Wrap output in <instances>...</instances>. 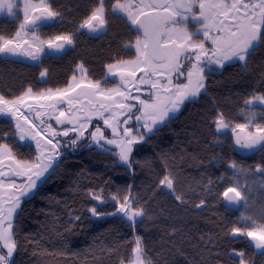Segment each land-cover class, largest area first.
<instances>
[{
	"label": "trees",
	"instance_id": "16d2710c",
	"mask_svg": "<svg viewBox=\"0 0 264 264\" xmlns=\"http://www.w3.org/2000/svg\"><path fill=\"white\" fill-rule=\"evenodd\" d=\"M108 26L90 34L79 25L96 0H49L61 15L39 30L42 38L72 35L73 44L61 54L45 52L37 61L0 55V96L15 99L29 87L33 93L67 87L83 65L90 81L107 86V65L136 57L138 31L125 18L111 13ZM22 14L0 19V34L12 37ZM48 75L41 79L40 72ZM205 90L186 100L178 113L138 142L131 167L115 151L86 144L69 151L51 173L22 203L13 229L17 245L13 264H127L133 258L136 238L153 264H237L231 250L237 239L229 235L240 216L221 195L234 185L229 162L254 173L264 163V152L243 156L235 148L230 131L217 133L212 121L218 112L239 123L246 109L243 101L253 93L264 94V45L252 52L247 68L232 60L205 74ZM13 124L0 120V144L6 143L23 160H32V148L12 137ZM115 149V148H113ZM174 180L175 194L160 184L164 176ZM222 177V179H221ZM209 180L212 181L209 184ZM95 193L101 199H93ZM128 196L144 215L135 225L116 213ZM175 195H182L183 202ZM204 207H197L200 201ZM95 207L101 215L93 216ZM79 217V219H77Z\"/></svg>",
	"mask_w": 264,
	"mask_h": 264
},
{
	"label": "snow or ice",
	"instance_id": "6c2138e0",
	"mask_svg": "<svg viewBox=\"0 0 264 264\" xmlns=\"http://www.w3.org/2000/svg\"><path fill=\"white\" fill-rule=\"evenodd\" d=\"M21 3L23 18L20 20L15 35L7 37L0 34V55L25 56L37 61L45 53L46 48L61 52L66 45L73 44L72 35L61 34L43 40L38 34L42 26L61 15L52 8L49 0H39L38 3L33 0H0V12L6 9L8 16L16 17L20 11L17 5ZM106 3L107 0H96L79 28L87 29L89 33L105 31L109 23ZM110 10L114 16L129 21L142 35H137L134 44L125 45L126 48H135V59L117 60L107 65L108 71L116 75L113 69L121 65H130L131 71L127 73L128 76L134 77L137 70L144 72L145 76H141L138 83L150 84L153 89H157L153 94L155 98L150 102L139 96L131 95L128 87L129 81L125 79L123 73H120L121 84L115 88L103 89L100 81L88 82L87 87L94 90V95L99 94L103 101L109 102H101L99 109L93 111L92 115L102 119L104 125L111 129L114 137L120 136L118 128L121 123L127 125L133 119L132 115L128 114L133 112L136 105L127 101H138L142 107L136 109L140 115L135 116V119L138 122L143 119L145 130L152 132L155 125L163 124L169 118L170 113L179 111L185 100L196 97L205 88V67L215 64L223 68L226 61L236 60L241 62L246 69L251 53L256 51L259 45H264V0H255V2H245V0H139V4L135 3V0H114ZM142 17L144 19H141ZM190 23H193L195 31L189 29ZM213 32L216 34L213 35ZM26 36L30 39H25ZM206 41H211V47H206ZM185 60L190 63L186 74L187 83H177L173 87L171 77L173 74L184 75L182 69ZM78 67L84 70L82 64ZM47 75V69L40 72L41 79ZM147 76L166 77L167 84L161 85L160 80L146 79ZM79 87H81L80 83L70 84L68 88L57 89L55 93L52 89H48L46 93L39 95L42 99H52L59 103L70 91H75V88ZM161 87L168 93L167 95L161 96L159 91ZM139 90V87H136V91ZM31 94L32 89L29 87L17 100L23 101L25 96ZM67 102L70 106L73 104L71 98ZM7 103L9 102L0 96V104ZM243 103L247 106L246 109H241L245 123L233 124L223 112H218L212 124L217 133L231 131L235 148L249 152L257 150L264 152V123L260 122L264 120V94L253 93L245 98ZM257 104L262 106L259 110L254 107ZM3 111L4 109L0 108V112ZM105 113L108 115L106 116ZM121 116L125 117L122 122L119 119ZM61 117H66L67 122L73 127L65 129L62 133H56L53 130L52 134L67 137L69 132H76V138L71 140V143L76 145L83 138L91 116L85 117L82 122L75 113L69 116L66 111L62 110L56 117L58 124L64 123ZM17 128H20L19 124ZM90 136L92 141L98 145L102 140L106 145H116L119 148L117 153L119 160L129 167H131L130 154L133 151V145L144 139L143 135H132V129L128 127L123 128V136L119 140L107 139L100 127H96ZM20 138L24 139V136L21 135ZM48 143L52 144V140ZM37 146L39 147V143ZM55 147L56 145H53V148ZM101 147L104 146L101 145ZM0 151L11 156L6 144L0 145ZM17 167L22 168L25 174L32 172L33 167L37 171L34 173L35 179L29 175L27 185L21 186L19 196L13 197L14 203L9 209V214L19 206L20 196H27L36 188L37 181L51 167V163L41 166V164L21 165L17 162ZM228 167L235 170L234 175L246 171L238 167L234 160L229 162ZM255 171L264 173V166L257 165ZM21 174V172L16 173V175ZM4 175L6 173L0 172V176ZM211 183L212 181L209 180V184ZM160 184L175 194L174 180L171 176H164ZM90 194L93 199H101L95 193ZM221 195L230 204L238 205L244 202L248 210V197L240 190L238 184L227 187ZM112 199L117 201L119 207L117 212L111 215L123 214L128 221L132 222V226L135 225L137 217L144 215L142 208L133 207V201L128 196L121 200L114 195ZM175 199L183 202L182 195H175ZM203 204L204 201L201 200L196 206L201 207ZM90 212L93 216L101 215L95 207L91 208ZM240 220L245 223L233 224L229 229V235L234 238H246L255 249L264 250V223H257L251 215H242ZM9 229H11V224L6 229H0V242H2L0 244V264H13L12 258L17 245ZM233 254L240 258L239 264H247L244 251L233 250ZM129 264H153L152 260L147 257L139 237L136 238L133 258Z\"/></svg>",
	"mask_w": 264,
	"mask_h": 264
},
{
	"label": "rangeland",
	"instance_id": "374dc122",
	"mask_svg": "<svg viewBox=\"0 0 264 264\" xmlns=\"http://www.w3.org/2000/svg\"><path fill=\"white\" fill-rule=\"evenodd\" d=\"M33 2L38 3L39 0H33ZM135 3L139 4V0H135ZM17 7H18V9H20L19 12H21V14H22V3L18 4ZM6 15H7V12H6ZM22 17H23V14H22ZM141 19H143V17ZM49 22H52V21H49ZM136 30L138 31V35H142V33H140L137 28H136ZM103 32L90 33V34H100V33H103ZM24 38L25 39H30V37H27V36L24 37ZM41 39H43V38L41 37ZM46 39H43V40H46ZM69 46H71V45H66L65 49L63 51H61V52L48 50L47 48L45 49V52H50V53H53V54H61ZM16 57L24 58V59H27L29 61H33V60H31V59H29V58H27L25 56H16ZM134 59H132V60H134ZM185 61H183V63ZM227 62H229V61H226L225 64ZM215 66L219 67L218 65H215ZM141 67H143V65H141ZM188 68L185 71L182 69V71L184 72L183 76H177V74H173L172 75L171 79H172V82H173L172 83L173 87L177 83H187L186 74H187ZM219 68H221V67H219ZM213 69H215V67H213V66L205 67V73L207 71H211ZM78 71H79V74L75 77V80L72 79L70 84L75 85L76 83H80L81 87L75 88V91H70L68 93V95L65 97V99L63 101L59 102V103H57V101L52 100V99H42V98H40V95H39L40 93H46L47 92V91H45V92L43 91V92H40V93H33L32 92L31 95L25 96L23 101H18L17 98H15V99H4L5 101L9 102V103L4 104V105H5L6 109H8V110H16V109H22L23 105L28 104L29 102L35 103L36 107H34L32 112L39 113L42 109L46 110V114L44 115V118L48 121V123L51 124L52 127H49L50 130L52 132H53V130H55L56 133H62L65 129L73 127L72 124H69L67 122V118L66 117H61V119L64 120V123H60V124L57 123L56 117L59 116L60 111H62V110L66 111L69 116L72 113H75L78 117H80L82 122L84 121L85 117L90 115L91 119H90V122L88 124L87 130L84 132L83 138H81L78 141L76 146L79 145V143H84L85 141H87V138L90 137L89 139H90L91 143H89V144L95 145L101 150H105V151H109L110 150V151H115L116 153L119 152V148L116 145H106L103 140L100 142V145H98V144H96L95 142L92 141L90 133L92 131H94L96 127H100L102 129V131H103L104 136L107 139H117V140H119L123 136V128L128 127V128L132 129V135H143L144 136L143 140H145L147 138V136L149 134H151L157 127L162 126L163 124H165L168 121V119L170 117H172V116H174V115H176L178 113V111L175 112V113H170L169 114V118L166 119L163 124L155 125L152 132H147L145 130V128L143 127L144 120L142 119L141 121L138 122L135 119V116L140 115V112L137 111L136 109L140 108L142 106L139 105L138 101H135V100L127 101L128 103H132V104L136 105V108L133 109V112L128 114V115H132L133 119H131L127 125L121 123L119 128H118L120 136L114 137L113 134H112L111 129L104 125L103 120L100 119L96 115H92L93 111L99 109V105H100L101 102H104V103H109V102L103 101L102 97L99 94L94 95L93 94L94 90L93 89H89L87 87V84H88V82L90 80L86 77L85 69L81 70L80 68H78ZM129 71H131V66L130 65L129 66L121 65V66L113 69V72L117 73L116 75H113L112 73H110L108 71V78L116 81V83L113 84V85H110V86H107L106 84L104 85V84L101 83V88L109 89V88H115V87L119 86L121 84L120 73H123L125 79L129 81V86L128 87H129L130 91H133V92H131V95L132 96H139L141 99H146V100H149L151 102L155 98L153 94L157 91V89H153L150 84H139L138 83L139 78L141 76H145L144 72H141V71L137 70L136 71V75L134 77H132V76H128L127 75V73ZM205 73H204V75H205ZM145 78L146 79H151L153 81L160 80L161 85L167 84L166 77L147 76ZM133 85H135V88H133V90H131V87ZM204 85H205V79H204ZM68 86L66 88H68ZM136 87H139L140 90L136 91ZM62 89H65V88H62ZM204 90H205V88L202 89L201 91H204ZM55 91L56 90H54L53 93H55ZM159 91H160L161 96H165V95L168 94V93H166L164 91V89L162 87L159 89ZM31 98H36V100H34V102H32ZM69 98H71L73 100V104L71 106L67 102V100ZM194 98L195 97H192V98H189V99H194ZM189 99H187V100H189ZM90 101H91V103H90ZM13 102H15V103H13ZM53 105H55V108H53ZM33 114L34 113H27L25 115H27L28 118L32 119ZM105 115L107 116L108 113H105ZM119 119L122 122L125 119V117L121 116V117H119ZM38 129L42 130L43 132L45 131L44 130L45 127H38ZM228 131H230V130H228ZM61 136H63V135H61ZM76 136H77L76 132H69V135L67 137H71L72 139H75ZM12 137L15 138V139H18L19 136H17V134L15 133V134L12 135ZM63 137H65V136H63ZM3 144H6V143H2L0 145H3ZM136 144L133 145V151L135 149ZM101 145H103L104 147H101ZM7 146H8V149L10 150L11 155H12L13 154L12 151H11L12 148L9 145H7ZM64 146L67 147L66 144ZM113 148H115V149H113ZM133 151H132V153H133ZM132 153L130 154V163H131V160H132ZM6 156H9V155H7L4 151H0V159H3ZM20 163L22 165L23 164H29V165L32 164V163H30V160L28 161V160H23V159L21 160ZM125 165H127V164H125ZM256 177L260 178L257 173H256ZM233 181H234V185L233 186L238 184L240 186V190L248 197V210H246L245 205H244L242 207V209H240V211H239L240 216H242V215H251V216H253V218L256 220L257 223H260V221L264 220V211H262V210H264V197H262L261 201L257 200L256 196H254L255 195L254 194V188L256 189V187H258V188L262 187V185H260L259 182H256L254 180H253V182L255 184L252 185L251 177L245 176V174H242V172L236 174L233 177ZM258 184H259V186H258ZM255 204H258L257 207L253 206ZM118 207H119V205H118ZM141 218H142V216L137 217L136 221L141 219ZM243 223H245V221H243ZM13 229H14V227H13ZM127 264H129V263H127Z\"/></svg>",
	"mask_w": 264,
	"mask_h": 264
},
{
	"label": "flooded vegetation",
	"instance_id": "af4514ba",
	"mask_svg": "<svg viewBox=\"0 0 264 264\" xmlns=\"http://www.w3.org/2000/svg\"><path fill=\"white\" fill-rule=\"evenodd\" d=\"M245 2H255V0H245ZM189 29L191 31H195V27H193V23L189 24ZM215 34L216 33L213 32V35ZM206 47H211V41H206ZM183 64H184V67H183L184 71L188 67H190V63L188 61H185ZM210 66L215 67V69L216 68L221 69L219 67H216L215 64L210 65ZM29 105L31 107H29ZM28 107L30 108V111L29 112L24 111ZM34 107H36L35 103L29 102L28 104L23 105L22 109L12 110L14 113L21 110L22 115L25 118H27L26 120H28L32 124V126H29V127L26 125L20 126V129L22 130L24 134L23 143L21 142V138H20L21 134L16 131L15 124L11 121V123L13 124V130H14L13 134L16 133L17 136H19L18 139H16L17 142L22 145H25L26 147L32 148L34 156H33V159L30 160V163H32L31 165L41 164V166H44L46 164L51 163L53 159L56 160V164H57L62 159V158L59 159L62 153L65 152L66 154L69 151H76L78 148L91 143L89 139L90 137H88L87 141H85L84 143H79V145L76 146L71 143V140H72L71 137L53 135L52 131L49 128V127H52L51 124L48 123V121L44 118V115L46 114V110L42 109L39 113H35V112H32ZM254 107L257 110H259L262 106L257 104V105H254ZM0 108L4 109V111L7 110L4 104H0ZM4 111L0 112V120L2 118H6L4 116ZM27 113H34L32 116V119L28 118L27 115H25ZM260 122L264 123V120ZM239 123H245L244 115H243L242 120ZM38 127H45L44 129L45 131L43 132L42 130L38 129ZM49 140H52V142L56 145V148H53V145L48 143ZM38 143H39V147L37 146ZM65 144L67 145V147L64 146ZM11 151L13 154L10 157L6 156L3 159H0V161H2V163H0V172L6 173V175L0 176V182H2L0 183V229H6L8 228V225L11 224V229H9V231L13 239V227L15 226L16 217L21 209L22 203L24 202L25 199H27L28 197L32 196V194H34V191L37 189V187L46 179V177L51 172L47 176H45L44 179H42L41 177V179L37 181L36 188L33 189L27 196H20L19 206L15 208V210L11 214H9V209L12 207L14 203L13 197L19 196V193L22 190L21 186L27 185L29 175H32L33 179H35L34 173L37 171V169L33 167L32 172H28L26 174L23 173V169L17 167V162L20 163L22 159L17 155V152L13 150V148L11 149ZM239 151H240V154L243 156H247V155H250L251 153L256 152V151L249 152V151H243V150H239ZM41 153H43V155H41ZM49 158H52V159L50 160ZM260 165L264 166V163ZM17 172H21L22 174L16 175ZM256 173L258 174L260 178L256 177ZM242 174H245V176L251 177L252 185L255 184L253 180L256 182H259V184L262 185V187H259V188L256 187V189L254 188V194H255L254 196H256L257 200L261 201L262 197H264V173H258L256 171L252 173L246 170L245 172H242ZM257 205L258 204H255L253 206L257 207ZM243 206H244V202H242L239 208H234V207H231V208L233 210H236V212L240 216L239 211L240 209H242ZM241 223H243L242 220L239 221V224ZM260 223H264V220L260 221ZM235 238L237 239V242H238V250L236 251L242 250L245 252V258H246L247 264H264V250L255 249L254 245L251 244L246 238H243V237H235ZM0 244H2V242H0ZM15 254H16V250L14 251L12 261L14 260ZM230 255L231 257L236 259L237 264H239L240 258L233 254V250L230 251ZM230 263L231 261L228 262V264ZM221 264H224V263H221Z\"/></svg>",
	"mask_w": 264,
	"mask_h": 264
},
{
	"label": "water",
	"instance_id": "95a60500",
	"mask_svg": "<svg viewBox=\"0 0 264 264\" xmlns=\"http://www.w3.org/2000/svg\"><path fill=\"white\" fill-rule=\"evenodd\" d=\"M5 15H6V9H5L4 12H0V19L3 18ZM143 19H144V17H143ZM133 88H135L134 85L131 87V90ZM29 107H31V106L29 105ZM29 107L27 109H25L26 112L30 111ZM4 116L15 124L16 131L18 133H20L21 135H23V136H24V134H23V132H22V130L20 128L19 129L17 128V124H19L20 126H24V125H26L28 127L32 126V124L28 120L25 119V117L22 115L20 110L14 113L12 110H8L7 109V110L4 111ZM21 142L23 143L24 139H21ZM43 145H45V144H43ZM52 145H55V144L52 142ZM43 153H41V155H43ZM64 154H65V152L60 155L59 159H61ZM55 164H56V160L53 159L52 162H51V167H49L47 169V171L43 174L42 179H44L45 176H47L52 171V169L54 168ZM225 202L227 203L228 206L234 207V208H239L241 206V204H242V202L240 204H238V205L230 204L227 201H225ZM201 207H204V204ZM217 264H221V263H217Z\"/></svg>",
	"mask_w": 264,
	"mask_h": 264
}]
</instances>
